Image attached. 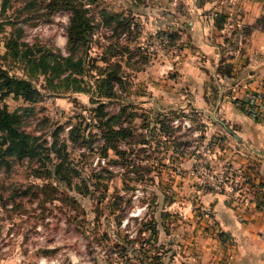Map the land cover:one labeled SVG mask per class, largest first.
<instances>
[{
  "label": "rangeland",
  "instance_id": "1",
  "mask_svg": "<svg viewBox=\"0 0 264 264\" xmlns=\"http://www.w3.org/2000/svg\"><path fill=\"white\" fill-rule=\"evenodd\" d=\"M74 1L89 24L76 45L67 42L70 5L0 0V66L39 92L26 100L0 90V105L40 144L34 154L0 158V260L226 264L202 247L213 214L202 194L219 192L215 177L232 176L209 157L223 142L201 136L200 112L181 111L191 92L171 81L184 45L155 24L171 1L188 0ZM16 48L47 54L46 73ZM109 72L116 78L102 81ZM239 182L227 191L235 206L244 201Z\"/></svg>",
  "mask_w": 264,
  "mask_h": 264
},
{
  "label": "crops",
  "instance_id": "2",
  "mask_svg": "<svg viewBox=\"0 0 264 264\" xmlns=\"http://www.w3.org/2000/svg\"><path fill=\"white\" fill-rule=\"evenodd\" d=\"M263 13L264 0H188L179 7L171 1L155 22L178 32L184 45L171 81L173 88L191 92L181 111L200 112L202 136L211 144L217 137L223 142L209 157L243 186L238 206L225 191L202 194L213 211L204 218L211 225L202 231V247L217 250L215 258L226 264H264V119L234 101L264 88V29L257 24ZM0 264L20 263L9 256ZM186 264L204 262L189 258Z\"/></svg>",
  "mask_w": 264,
  "mask_h": 264
},
{
  "label": "trees",
  "instance_id": "3",
  "mask_svg": "<svg viewBox=\"0 0 264 264\" xmlns=\"http://www.w3.org/2000/svg\"><path fill=\"white\" fill-rule=\"evenodd\" d=\"M58 1V2H57ZM56 5H70L71 7V17L70 24L67 29V42L73 43L76 45V40L83 39V35L87 32L89 28V24L86 22V18L83 15V10L81 9L74 0H56ZM120 24L125 25V22H119ZM257 24L259 27L264 29V13L257 20ZM169 40L178 41L179 34L176 31H169L166 33ZM10 41L6 42V46H10ZM21 49L16 48L14 51V55H20L25 60L26 64H34L35 69H39L41 72L46 73V65H47V54H41L40 56H34L32 53H21ZM64 62H68L69 58H63L60 60H56L57 64H61ZM69 72H67L64 76L69 77ZM116 78L115 72H109L106 76L102 78V81L110 83V81ZM75 90H83L86 91L84 86H74ZM0 90L5 92H13L14 95L20 94L26 100H34L39 96V92L32 86V84L25 78L17 77L15 75L10 74L8 71L4 70L0 66ZM243 101V99H234V101ZM239 107L243 109V104H239ZM100 111V106L98 107ZM18 116L14 112H10L6 107L0 105V158L5 154H15L16 156H24L34 154L36 148L40 146V144L33 143L30 136L23 130H19L15 125L17 122ZM165 125L163 123L160 124V128L162 129ZM109 132L111 134L124 135L125 128L121 127L120 131L115 128L109 127ZM202 136V134H201ZM59 164L55 165V168H59ZM58 172V170H57ZM210 189V188H209ZM223 232H219V235H222ZM223 236V235H222Z\"/></svg>",
  "mask_w": 264,
  "mask_h": 264
},
{
  "label": "built area",
  "instance_id": "4",
  "mask_svg": "<svg viewBox=\"0 0 264 264\" xmlns=\"http://www.w3.org/2000/svg\"><path fill=\"white\" fill-rule=\"evenodd\" d=\"M167 39V38H166ZM235 103L239 106V104H243V109L252 117L254 118H258V119H264V88L261 90H255V91H250L246 97L243 99V101H235ZM176 121H179L178 119H176ZM183 123H187L188 121L186 119H184L182 121ZM184 125V124H183ZM225 179H223L222 177H215V182H213V186L217 189L219 188L220 190H218L219 192H224V191H231L230 193H234V189L231 186L230 182L233 181H238L234 178H230L229 181L230 182H224ZM224 182V184H223ZM213 186H210L211 188H214ZM224 190V191H223ZM56 259H49L47 261H45L44 259L42 260V262H47L49 264H55L56 263Z\"/></svg>",
  "mask_w": 264,
  "mask_h": 264
},
{
  "label": "water",
  "instance_id": "5",
  "mask_svg": "<svg viewBox=\"0 0 264 264\" xmlns=\"http://www.w3.org/2000/svg\"><path fill=\"white\" fill-rule=\"evenodd\" d=\"M226 127V126H225ZM227 128V127H226ZM228 131L232 132L229 128H227Z\"/></svg>",
  "mask_w": 264,
  "mask_h": 264
}]
</instances>
